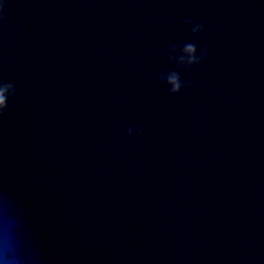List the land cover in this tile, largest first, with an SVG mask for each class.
Listing matches in <instances>:
<instances>
[{
	"label": "water",
	"instance_id": "water-1",
	"mask_svg": "<svg viewBox=\"0 0 264 264\" xmlns=\"http://www.w3.org/2000/svg\"><path fill=\"white\" fill-rule=\"evenodd\" d=\"M0 5L17 85L0 191L40 264H264V0ZM192 41L207 61L168 63ZM171 70L195 86L170 94L156 75Z\"/></svg>",
	"mask_w": 264,
	"mask_h": 264
},
{
	"label": "clouds",
	"instance_id": "clouds-1",
	"mask_svg": "<svg viewBox=\"0 0 264 264\" xmlns=\"http://www.w3.org/2000/svg\"><path fill=\"white\" fill-rule=\"evenodd\" d=\"M3 5H0V21H3ZM183 26L190 31L193 37H198L204 30L205 24L196 22L191 18L182 21ZM163 55L169 64H175L176 69H191L208 60L209 50L199 46L195 41L170 43ZM156 79L167 85L170 94H178L182 89L195 86L193 80H182L180 71L171 70L159 72ZM17 94V85L12 80L0 76V118L9 110V101ZM144 128L127 126L125 133L135 139L143 134ZM23 215L10 196L0 191V264H40V257L35 248L28 242L25 231ZM244 264H255L252 257H247Z\"/></svg>",
	"mask_w": 264,
	"mask_h": 264
}]
</instances>
